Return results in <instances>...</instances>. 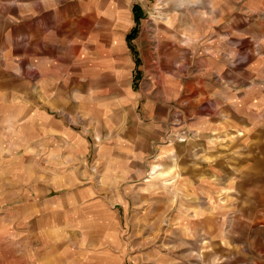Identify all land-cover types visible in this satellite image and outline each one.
<instances>
[{"label": "crops", "instance_id": "1", "mask_svg": "<svg viewBox=\"0 0 264 264\" xmlns=\"http://www.w3.org/2000/svg\"><path fill=\"white\" fill-rule=\"evenodd\" d=\"M190 2L191 12L181 6L165 14L166 37L182 36L185 60L196 50L208 56L185 78L186 129L193 136L178 147L194 165L184 166L183 177L210 192L228 191L240 178L235 187L243 194L264 196V33L257 58L235 70L233 0H207L205 10L201 0ZM148 3L0 0V148L9 161L20 153L40 163L83 162L93 147L102 167L114 162L117 179L150 166L151 151L165 138L167 98L135 93L130 48L141 26L135 12L148 13ZM197 11L206 20L200 27L189 21ZM175 18L183 19L181 31L172 26ZM244 20L249 25L248 15L238 22ZM166 37L170 50L175 43ZM160 146L155 162L165 177Z\"/></svg>", "mask_w": 264, "mask_h": 264}, {"label": "rangeland", "instance_id": "2", "mask_svg": "<svg viewBox=\"0 0 264 264\" xmlns=\"http://www.w3.org/2000/svg\"><path fill=\"white\" fill-rule=\"evenodd\" d=\"M189 1L149 0L148 13L135 12L141 26L134 50L130 46L132 88L154 101L163 92L167 98L165 138L151 151L154 162L146 170L117 179L114 162L102 167L93 147L86 161L54 163L20 153L9 161L0 148V264H264V196L243 194L235 187L240 178L228 191L210 192L197 186L200 180L183 177L184 166L194 165L178 147L193 136L186 129L185 78L208 56L196 50L185 60L182 36L172 31L166 37L165 14L181 6L195 10ZM201 1L205 10L207 0ZM233 6L238 70L258 54L264 0H233ZM219 7L225 12L224 4ZM197 13L189 21L199 26L206 20ZM245 14L249 25L238 22ZM172 23L179 31L184 27L181 18ZM165 37L174 40L170 50ZM181 132L184 142L177 140ZM162 143L165 177L155 162Z\"/></svg>", "mask_w": 264, "mask_h": 264}, {"label": "built area", "instance_id": "3", "mask_svg": "<svg viewBox=\"0 0 264 264\" xmlns=\"http://www.w3.org/2000/svg\"><path fill=\"white\" fill-rule=\"evenodd\" d=\"M177 140L180 142H184L186 140V134L184 132H181V134L178 136Z\"/></svg>", "mask_w": 264, "mask_h": 264}, {"label": "trees", "instance_id": "4", "mask_svg": "<svg viewBox=\"0 0 264 264\" xmlns=\"http://www.w3.org/2000/svg\"><path fill=\"white\" fill-rule=\"evenodd\" d=\"M135 31H136V29H133V31L129 35V40L132 39L135 36Z\"/></svg>", "mask_w": 264, "mask_h": 264}, {"label": "bare ground", "instance_id": "5", "mask_svg": "<svg viewBox=\"0 0 264 264\" xmlns=\"http://www.w3.org/2000/svg\"><path fill=\"white\" fill-rule=\"evenodd\" d=\"M154 174V172H152Z\"/></svg>", "mask_w": 264, "mask_h": 264}]
</instances>
